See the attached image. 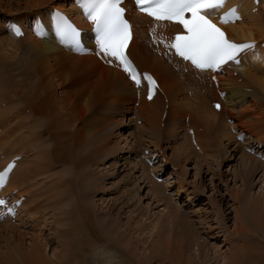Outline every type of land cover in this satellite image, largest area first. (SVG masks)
Segmentation results:
<instances>
[{
  "label": "bare ground",
  "instance_id": "obj_1",
  "mask_svg": "<svg viewBox=\"0 0 264 264\" xmlns=\"http://www.w3.org/2000/svg\"><path fill=\"white\" fill-rule=\"evenodd\" d=\"M2 1L0 0V2ZM71 1L26 0L24 4L26 9L13 12L15 16H20L17 19H9L3 23L4 29L5 24L9 21L21 24L25 32L22 39L29 40L32 47L28 53L23 54L26 57L22 56V59L15 58L14 52H16L17 43L21 39L14 38L10 33L4 34L6 37L0 39V125L6 120L14 122L11 127H5L6 135L4 136L6 139L11 137L13 139L7 144L4 143V140H0V158L3 157V160L0 161V170L9 160L20 157L1 194L11 199L24 197V202L15 216L16 221L18 219L17 227L1 225L4 223H0V235L6 234L7 229H11V232L14 231L13 233L15 231L19 232L17 237L20 240L16 256L0 257V263L152 264L154 262L157 264H195L194 261H196L197 264H219L220 259L211 258L204 253L207 248L205 243L201 246L198 245L197 253L193 257L194 261L189 259L187 247L189 249L194 245L195 237L193 233L195 228L196 231H202L201 234L206 240L219 241L220 237L223 238V246L227 245L228 251L222 264H264V201L249 200L246 202L247 205L243 212L242 210L236 211L233 219L234 227L232 232L229 233L223 229L222 217L216 214V221L214 220L216 226L214 228L208 226L212 224L206 222L207 219L205 218H202L203 220L199 219L198 228L195 227V224L184 223L183 216L177 210L173 211L174 214H172L170 222L173 221L177 227V236L173 242L159 243L156 241L153 244L146 243V245H150L149 249L146 250L144 247L145 242L135 239L136 248L147 251L143 260L134 258L131 253L132 249L125 243V240H129L130 236H133L138 229L121 225L119 215L114 217L112 222H109V220L106 222L104 217L97 221L95 218L97 213L95 214L91 210L90 207L92 206L87 200L84 201V196H92L97 186L95 182L97 176L91 173L94 170H90L92 168L90 165L102 153L109 151L107 150L109 148H106V142L99 140L101 126L105 123L96 118L94 110H97L100 104L104 100L107 101L110 96H120L118 99L114 97L113 104L121 107L133 105V102L127 100L131 99L136 102V99L142 96V102L139 103V113L145 117L149 124L151 137L156 136V132H160L163 118L168 121V126H166L168 127L167 134H170L169 142L172 140L175 144L173 147L174 159L182 171L185 168L182 163L187 162L191 155L194 154L197 158L196 163L199 162V157H197L194 150L199 152L207 150L203 146V136L199 133L203 131V129H200V125H195V128L186 127L187 137L183 142L180 141L181 117L179 118L178 114L184 109H188L187 111L195 116L196 121L203 124L216 146L225 151L231 141L236 146H242L236 141L237 136L241 134L233 135L235 129H238L237 124L232 123L231 118H227L225 123L222 118L225 114L239 115L251 110L254 113L260 110V113L264 108V106H261L264 105V46L262 48L264 43V0H258L259 4L257 6L254 5V0L226 1L225 9L235 8L241 17L240 22L225 28L229 38L236 42L253 41L257 43V46L254 53H247L241 57L239 66H233L231 69L226 70L224 75H218V87L211 82L212 74L210 72H199L173 55L167 58L164 56V53L170 49L167 46L170 34L179 31L177 26L155 22L133 12L130 0H128L126 8L133 30L128 55L139 73L149 72L156 78L160 90V92L156 91L150 102L145 100L146 87L141 91H137L117 66L107 65L108 57L98 53L90 41L89 34L84 35V41L92 51L90 54L76 55L72 54L70 49L60 46L52 37L50 31L40 36L39 33L28 28L29 19L41 16L45 21V15L56 9L66 13L81 29L89 30V25L81 19L78 10L71 5ZM253 10L256 11L257 15L252 13ZM25 11L31 12L22 15ZM163 39L167 44L156 49L155 43H160ZM8 47L15 50L12 51L13 54L8 55L6 53ZM30 54H32L31 59H29ZM81 72L86 73V76H90L88 81L85 86L69 93L68 90L71 88V84H66V82L74 74ZM234 72L239 77L232 78ZM48 77H51V79H47ZM191 86L195 88V95L197 96L195 99H197L196 101L199 100L200 103L196 101L193 103L189 101L191 104L187 103L188 100L186 101L187 98L185 97ZM54 88L69 89L59 94L54 91ZM222 93H225L223 98L221 97ZM161 95L164 97L161 98ZM191 95L193 96V93ZM207 95L217 99L208 103L210 109L202 110L201 101L206 102ZM55 96H57V106L60 111L62 110V114L68 99L76 104L72 113L82 114L73 131L69 129L68 122L74 121L75 118H69L68 114L62 116L51 112V102H53L51 97ZM180 96L185 97L180 98ZM193 97L188 96V99L191 98L193 101ZM198 97L200 98L198 99ZM19 98L20 103L17 102ZM245 99L249 100V105L247 104L242 109L241 104ZM5 103L7 105L3 107ZM213 103L221 105L218 112L213 110ZM23 104H28L29 115L22 114L21 106ZM125 110L127 109L125 108ZM187 111L184 110V112ZM52 115H56L55 120H52ZM190 131L193 132V140ZM125 140L128 142L127 138ZM242 142V144H246L248 141L244 143L243 140ZM13 144L12 149L17 147V150L15 152L12 149L6 151L10 148L8 146ZM246 148L251 149L250 146ZM112 149H114V146ZM145 150L148 149H142V151ZM256 152L260 153L259 151ZM202 154L204 153L202 152ZM248 154L243 151L241 156V161L245 164L244 171L254 173L259 167L264 175V163L258 164L256 162L257 165L254 162L252 164L253 155ZM260 154L261 157H264L262 153ZM157 155L159 158L164 159V156H159V152ZM29 156H31L30 159ZM228 157L229 160H232L231 153ZM167 160L166 158L165 163L168 162ZM144 162H146V159H144ZM55 163L58 166L66 165V167H61V171L52 173L51 171L56 168ZM137 163L144 170L141 163L139 161ZM155 164L157 165V162ZM153 166H148L152 168L153 173L161 171L157 169V166ZM147 171L149 176L154 175L153 173L150 175L149 169ZM184 172L186 173L187 170ZM90 174L92 175V178L89 179L90 184L86 185L84 180ZM148 174L146 180L151 184V196L160 203L163 200L161 186L152 183V178L150 179ZM143 176L145 175L143 174ZM157 177L159 176L156 175L155 178ZM44 180L50 181L49 184H44ZM31 182H35V184L30 188ZM181 183L178 181L175 183L170 182L169 187L172 184H178V192H180ZM45 191L48 193L47 200L51 204L49 218L51 221L50 223L47 222L49 223L47 227L53 233L51 237L49 235L42 237L45 231L42 228L45 227L39 230L36 229L38 233L31 235V251L26 252L21 247L24 241L22 233L19 231V225L32 231L40 226L39 221L41 219L39 217L43 215L40 212V203ZM13 193L17 196L12 197ZM237 195L239 194H236L235 199H238ZM23 212L28 216L22 221L21 217L23 215L21 216V213L24 214ZM261 213L262 217L255 219ZM43 216L45 217V215ZM199 218L201 217L199 216ZM10 220L4 222L8 223ZM102 222L106 223L105 226ZM142 229L143 226L139 231L141 232ZM7 232L10 236L11 232ZM51 244H56L55 249H52L54 259L43 254L47 246L51 248ZM199 260L201 262L198 263Z\"/></svg>",
  "mask_w": 264,
  "mask_h": 264
},
{
  "label": "rangeland",
  "instance_id": "obj_2",
  "mask_svg": "<svg viewBox=\"0 0 264 264\" xmlns=\"http://www.w3.org/2000/svg\"><path fill=\"white\" fill-rule=\"evenodd\" d=\"M25 1L26 0H3L2 2H0V39L3 38L7 33H9L6 31V28H3L4 21L9 19H17V17L20 15L15 16V13L13 12L16 10L26 9V6L24 5L26 3ZM30 12L31 11H25V13L22 15H26ZM252 13L257 15L256 11L254 10L252 11ZM20 39L21 40H19V42L17 43V49L16 52H14V57L22 59L21 57L23 56V54L28 53V51L32 47V43L29 40H24L22 38ZM162 46L163 45H161L160 43H155L156 49ZM263 46L264 43L262 44V48ZM12 51L15 50L8 47L6 53L9 55L10 53H12ZM165 54L167 55V52L164 53V56ZM31 58L32 54L29 55V59ZM236 74L237 73L234 72V76H232V78L239 77L236 76ZM89 77L90 76H86V73H76L69 81L66 82V84H71L70 89L54 88V91L61 94L69 89L68 92L72 93L71 91H75L77 90V88L79 89L85 86ZM195 78H197V76H195ZM47 79H51V77H48ZM187 92L190 95L193 93V96L196 94L195 88L193 86L189 87V90ZM188 93L186 97L183 96L187 98V103L189 101L193 103L197 100L195 99V97L197 98L196 95L193 97ZM188 96L193 97V101L191 98L188 99ZM114 97L115 99L120 98V96ZM114 97L110 96V98L107 101L104 100L102 104H100V102V106L97 108V110H94L96 118L102 120V122L105 123L101 126L99 140L101 142H106V148H109L107 149L109 151L107 153L105 152V155L102 153L97 158V160L92 165H90L92 167L90 168V170H94L91 173L97 176V181H95L97 186L95 192H92V196H84V201L87 200L88 203L92 206L90 207L91 210H93L95 214L97 213L95 216L97 221L104 217L106 222H108L107 220H109V222H112L114 217H117L119 215L121 217V225H123L124 227L127 226L129 228L138 229V231H136L133 236H130L129 240H125V243H127L132 249L131 253L134 258L143 260L145 258L144 255L147 253V251H143L142 248H136L134 242L136 241V238L145 242L144 247L146 250H148L150 246L146 245V243L153 244L156 241H158L159 243L173 242V240L177 236V227L175 226V223L173 221L170 222V218L172 214H174L173 211L177 210L181 214V216H183L184 223L189 222L190 224H195V227L198 228L199 225L197 223L199 222V219L201 220L202 218L207 219L206 222H210L213 225L208 226L214 228L216 226V214L222 217L221 220L224 222H222L223 229L227 230L226 232L229 233L232 232L234 227L233 219L236 211L242 210L243 212L247 205L246 202L249 200H260V202L264 201L263 171L258 167L259 170L256 168L257 170L254 171V173H248L244 171L245 164L241 161L243 151L247 153V150L245 149L247 146H250L251 149H255V151H259L264 155V108L260 113V110L255 111L256 113L251 110L247 112L248 114H225L223 116L224 118H222V121L225 120V123L227 121V118H231L232 123L237 124L238 129H235V133H233V135L238 133H245L244 135L247 136H244V143L248 141L246 144H242L243 142L240 143L236 140L237 143L242 146H236L235 143L231 141L226 151L216 146L215 142L209 136V133L204 128L203 124L200 121H196L195 116L189 113L190 111L188 112V109H184L187 112H184V110H182L180 114H178L179 118L181 117V128L179 129V133L181 134L180 141L183 142L185 140V137H187L185 131L186 127L195 128V125H200V129H203V131H200L199 133L203 136V146L207 149V152L202 151L204 154H202V152H199L198 150H194V152L197 153V157H199V162L196 163V156L194 154L191 155L187 162L182 163L183 167H185L182 171L180 167L177 166V163L174 159L173 147L175 146V144L172 140L169 142L170 134H167L168 121L163 118L161 120L160 132H156V136H154V134V137H151V134H149V124L145 120V117H143V115L139 113V103L142 102V96H138L140 99L137 98L139 100L136 99V102L132 101L131 99L127 100L128 102H133V105H125V107L114 105ZM163 97L164 96H161V98ZM183 97L180 96V98ZM56 98L57 96L53 98L51 97V101H53L51 102V112L61 114L62 116H64V114H68L69 118H75L74 121L68 122L69 129L73 131L76 128V125L82 114L72 113V110L74 109L76 104H74L72 100L69 99L62 114V110L60 111V108L57 106ZM199 98L200 97H198V99ZM216 99L217 98L212 96L210 97L209 95L206 96V102L204 100L201 101L200 99V101L202 102V110L210 109V105L208 103L211 101H215ZM18 101L20 103V98L17 99V102ZM248 101V99L243 100V103L241 104L242 109H244L247 104L249 105ZM190 102L189 104H191ZM196 102H199V100ZM6 105L7 103L3 104V107H5ZM261 106L264 105L262 104ZM28 107V104H23L21 106L22 114H30ZM125 108L127 110H125ZM55 116L56 115H52V120H55ZM136 121L139 122L136 123ZM195 121L197 122V124L195 123ZM140 122L142 123L139 124ZM12 123L14 122L11 120H6L0 125V140H4V143L6 144L9 143V141L13 139V137L8 139L4 137L6 135L5 127H11ZM1 132L3 133V135ZM126 138L128 139V142L127 140H125ZM13 146L14 144L8 146L10 148L6 146V148H8L6 151L12 149ZM113 146L114 149H112ZM16 148L17 147L12 149V151L15 152L17 150ZM143 148H147L152 153H156L158 150L159 156H164V159H161L157 155V165L154 164L153 166H157V169H160L161 171H157V173H153L151 171L152 168L148 167L147 163L144 162L145 155L143 154V152L145 151H142ZM111 149L113 152L111 151ZM110 151L112 155L111 153H109ZM158 152L156 154H158ZM230 153L232 160L228 159ZM252 157V164H254V162H258V164L264 163V161L262 162V160H259L256 157L254 158V156ZM30 158L31 156H29V159ZM166 158L168 159L167 163H165ZM255 159H257V161H255ZM2 160L3 157L1 156L0 161ZM138 161L139 163H141V166L142 168H144V170L141 169V167L139 166L140 164L137 163ZM216 163H218L219 165H217ZM55 165V171H51L52 173H57L61 171V167H66V165L58 166V164L56 163ZM175 168L178 170H176ZM148 169L150 175H152L153 173L154 176H149L147 171ZM185 170H187L186 173L184 172ZM143 174L145 176H143ZM147 174L150 179L152 178V183H156L157 185L161 186L163 200L160 203L154 200L153 196H151V184L146 180ZM157 174L159 175V178L161 179L159 181L161 182H156V180L154 179ZM90 175H88L84 180L86 185L90 184L89 179L92 178V175ZM177 181L180 183L182 182L180 192H178V184H172L171 187H169L170 182L175 183ZM49 182L50 181L44 180L43 183L48 185ZM30 184L31 188V186H33L35 182H31ZM236 194H239L237 195L238 199L234 198ZM16 196L17 194H12V197ZM47 197L48 193L45 191V195L41 197L40 203V212L41 214L43 213L45 217L43 215L39 217V219H41L39 221L40 226H37L38 228H35V230L32 231L30 229H24L25 227L19 225V231L22 233V239L24 241L23 246L21 245V247L26 252L31 251V235L33 236L37 234V230L45 227L42 228L43 230H45L42 237H46L47 235L51 237V234L53 233V231L49 227H47V224H49L51 221V219L49 220L51 204L50 201L47 200ZM23 213L24 214L21 213V216H24V219L23 216L21 217L22 221L25 220L28 216V214H25V212ZM199 216L201 218H199ZM258 217H262V213L256 216L255 219ZM17 221L14 218L8 223L4 221L0 223H4L1 225L17 227ZM102 224L103 226H105L106 223L102 222ZM142 226L143 229L140 232L139 230ZM7 231L11 232V229H7ZM7 231L6 234L3 233L0 235V257L3 258L9 255L16 256L20 242L17 237L19 232L15 231V233H13L14 231H12L9 236V233ZM201 233V230L196 231L194 228V245H192L189 249L187 247V255L189 256V259L194 261L193 257L194 254L197 253L196 251L198 245L201 246L203 243H205L207 245V248L204 250V253L211 258L215 257L217 259H220L219 264H222V261L223 259L225 260L228 251L227 245L223 246V238L220 237L219 241L206 240ZM55 247L56 244H51V248L47 246V248L44 249L43 254L46 257L51 258L53 256L52 249H55ZM52 259L54 258L52 257ZM199 262H201V260H199L198 263ZM194 263L197 264L196 261H194ZM152 264L157 263L152 262Z\"/></svg>",
  "mask_w": 264,
  "mask_h": 264
},
{
  "label": "snow or ice",
  "instance_id": "obj_3",
  "mask_svg": "<svg viewBox=\"0 0 264 264\" xmlns=\"http://www.w3.org/2000/svg\"><path fill=\"white\" fill-rule=\"evenodd\" d=\"M86 17L95 25V41L98 53L109 58L110 63L122 69L127 78L138 88L142 79L148 81V99H152L155 80L137 72L132 61L126 54L131 39V25L125 18L123 0H77ZM225 0H134L135 7L155 21H171L181 25L183 31L175 35L174 40L167 45L175 50V55L198 70H217L228 62L239 64L240 55L255 48L254 43H235L209 16L221 8ZM234 20L239 19L236 10H231ZM229 13L220 17L221 23H228ZM234 20L232 22H234ZM56 36L63 43H72L77 51H83L80 32L68 20L56 13L54 16ZM16 34L21 35L19 29ZM216 107L219 109L220 105ZM9 165L6 171L11 170ZM5 179L0 174V186ZM5 201L0 199V205Z\"/></svg>",
  "mask_w": 264,
  "mask_h": 264
}]
</instances>
